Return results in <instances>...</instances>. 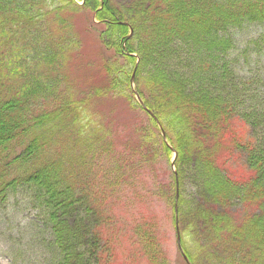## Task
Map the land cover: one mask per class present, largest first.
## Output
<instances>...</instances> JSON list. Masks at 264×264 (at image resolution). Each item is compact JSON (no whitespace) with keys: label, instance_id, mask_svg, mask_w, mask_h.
I'll list each match as a JSON object with an SVG mask.
<instances>
[{"label":"trees","instance_id":"16d2710c","mask_svg":"<svg viewBox=\"0 0 264 264\" xmlns=\"http://www.w3.org/2000/svg\"><path fill=\"white\" fill-rule=\"evenodd\" d=\"M53 1L64 7L72 4ZM37 2L27 0L15 7L10 0L0 1V49L7 43L18 52L11 65L12 79L17 74L22 79L14 94L12 87L0 82V151L6 153L5 160L18 139L24 151L10 161L28 160L32 166L19 178L7 180L11 162L6 164L0 158V195L17 181L30 186L32 203L41 210L51 234L50 264H119V258L127 264H255L264 258V127L263 131L260 128L264 106L240 108L239 102L246 99V83L240 87L233 78L231 83L223 66L229 63L227 53L233 49L229 31L247 22L263 21L264 0H130L129 14L121 16L124 20L115 13L120 6L114 0H83V7L99 8L96 17L111 31L116 59L125 60L121 67H108V85L95 94L123 96L138 114V123L130 122L137 156L116 145L111 125L97 124L82 111L68 123L57 121L61 127L52 125L54 114L37 121L27 114L29 97L39 94L47 83L41 69L37 73L26 67L28 48L41 41L39 32L26 30L24 35L18 26L34 23L29 15ZM9 5L14 11L8 10ZM10 12L14 14L10 16ZM144 25L148 33L141 36ZM134 39L139 44L131 47ZM177 42L181 46L173 57L172 46ZM184 44L188 47L185 54L180 51ZM49 46L43 42L39 47L42 63L45 59L48 63L42 64L45 68L60 55L58 44L54 51ZM191 51L195 63L190 69ZM144 67L147 82L132 89L136 73ZM65 106L60 103L54 112L61 114ZM147 125L150 127L144 129ZM65 128L75 132L68 137L62 132ZM167 142L176 153L178 171L170 175L168 188L174 191L171 199L177 200V206L175 210L171 203L170 210L161 213L145 191L152 189L150 178L156 175L149 164L157 159V147L170 154ZM184 164L201 179L196 188L201 191L194 194L199 199L185 210L177 190ZM115 175L114 184L120 182L124 188L133 186L128 177L135 176L139 197L129 204L131 211L119 213L123 199L107 188L114 187ZM233 197L240 199L235 207L231 206ZM77 203L87 213L81 219ZM163 221L170 226L168 234L180 225L181 249L176 243L174 261L167 260L161 244Z\"/></svg>","mask_w":264,"mask_h":264},{"label":"rangeland","instance_id":"374dc122","mask_svg":"<svg viewBox=\"0 0 264 264\" xmlns=\"http://www.w3.org/2000/svg\"><path fill=\"white\" fill-rule=\"evenodd\" d=\"M10 1H12V4H16L14 6L17 7V5L27 0ZM66 1L72 4L64 7L60 6L63 4L57 5L53 0H38L35 12L29 15L30 17H34L32 21L37 25L34 23H30L29 25L27 23L26 25H21L20 23L18 25L24 35L26 30L35 32V34L39 32V38H41V41L43 40V42L49 43V48L51 50L54 51V44H58V47L61 49H58L60 55L54 60L51 67L45 68L43 65H48V63L46 59L43 61L44 63H42V47L39 48L43 45V42L39 41L38 46L34 45L28 48L27 55L29 57L28 61H26L28 62L26 67L30 68L29 71L37 69V73L38 69H41L40 72L42 75H45L47 83H43L39 94L29 97L30 103L26 108V112L29 116L31 115L32 121H37L46 114H50V117L54 114L52 117V119L54 118L52 125L61 127L62 125H59L57 121H61L62 123L66 121V123H68L74 117L80 115V111H82L90 115L93 122L97 124L105 123V125H108L107 127L111 125L109 128L111 131H109L115 134L116 145L121 146L123 151L130 150L132 152L130 154L137 156L136 144L133 142L135 136L130 132V122L135 124V122L138 121V114L132 111L127 98L123 96L117 98L105 95L102 97L95 94V91L99 90L100 87L104 88L108 85L107 75L110 74L106 73L108 67L111 66V68H113L116 65L121 67L122 64H126L125 60L119 57L116 59L114 40L112 37L110 38L111 31L101 23L102 20L99 17H96L99 8L97 11H93L91 7H83V0ZM114 2L120 6L119 8L115 7V13L124 20V17L121 16L129 14L127 5L130 3V0H114ZM8 10L14 11L11 6ZM13 14L14 12H10L9 15L11 16ZM4 22L7 26L11 24L7 22V19ZM144 27H146V25L140 29L141 36L148 33V29ZM229 34L233 40V49L227 53L226 59L229 63L226 62L223 64V66L226 67L225 72H227V78L229 77L231 83L233 82V78L236 83H239L240 87H243V84L246 83V88H248L244 90L246 97L245 100L243 98L244 103L239 102L238 106L240 108H247L250 107L251 104H256L263 107L264 94L261 92L264 91V20L244 23L241 27L230 30ZM100 39L105 41V43L102 44ZM139 41L140 40L134 39L130 46H138ZM180 46L181 44L179 42L172 46L174 52L171 49V53L173 52L171 56L174 57L178 55L179 52L177 50L180 49ZM186 48L188 47L184 44V47L180 51L185 54ZM17 55L18 52L11 44L8 46L6 43L4 47L0 49V61L2 60V62H0V82L7 83L5 87H12L11 90L13 94L22 81L18 74L12 79L11 65L18 59ZM22 58L23 57H21V59ZM188 58L190 61L188 62L189 64L195 63V57L192 51ZM60 60L62 62L58 64L57 62ZM170 62L171 64H176L174 61L170 60ZM36 64H40L38 68ZM189 67L191 69L192 64L189 65ZM111 71L112 69L110 72ZM147 73L146 67L141 68L138 74L136 73L137 76L131 85L132 89H138L137 85L147 82L149 78ZM217 80L218 83H220L221 80H219V78H217ZM223 83L224 82L220 83L221 87H225V84L221 85ZM253 91H258L259 93ZM60 103L64 106L66 105L62 109L64 112L61 114L59 112H54L58 110ZM68 106H70V108H68ZM140 119L141 118H139V120ZM149 127L147 125L144 129ZM263 127L264 124L260 126L261 131H263ZM55 130L56 128L51 132L50 136L54 134ZM241 130L248 132L244 127ZM62 132L66 133V136H68V134H72L75 131L71 130L69 132L65 128L62 129ZM244 136H247V134H244ZM16 141L17 142L13 144V153L5 160L2 158L6 156V153L0 151L2 162L6 164L11 162L5 174L7 180L13 177L19 178L20 175L23 174L22 172H25L28 167H32L30 166L31 162L28 160H25V162H20L19 160L17 162L10 161L11 158L19 156L20 153L24 151V146L21 144L18 145V139H16ZM29 141L30 139L28 143ZM78 144L80 145L82 142ZM166 144L171 149L170 154L168 155L167 152H164L162 146L161 151H159V147H157L155 152L157 159L149 164L152 169H156V175L153 177L151 175L150 178L152 189L150 191H145L147 192V196L153 198L157 206V211L161 213L164 212V210H170L171 203H173L174 207L177 206V200L175 199V201L172 202L171 199L174 191L172 192L168 186L171 180L170 175L172 172H177L178 168L174 164L175 153L172 151V146L168 142ZM63 147H66V145L63 144ZM122 150L118 149L119 152H123ZM33 163L34 162H32V164ZM135 164L136 160L130 163L131 166ZM127 166H129V163ZM128 169L129 173H132V169L130 167H128ZM182 169V180L177 190L178 197L182 196V202H185V206L183 207L185 210V207L194 206L195 201L199 199V197H196L194 194L201 191L200 189L199 191L197 190L199 186H201V179L195 177V173L191 169V166L188 167L184 164ZM232 169L237 171L234 165H232ZM129 177L128 180L133 183V186L124 188L120 182L114 184L117 179L116 175L112 179L114 187L112 185L107 186L114 197L120 196L123 199V201L119 203V207L121 208L119 209V213L124 210L131 211L133 208H129V204L134 203L139 197L135 189L137 184L134 179L135 176ZM245 183L248 185V182ZM97 184L99 183L97 182ZM29 187L30 186L24 183L21 184V181H17L14 186L8 188L2 193L3 195H0V264H50L52 261L51 249H53V244L51 241V234L48 227L43 222L41 210L36 207L35 203H32L35 199L32 198L31 195H33V192ZM101 188L103 189V186ZM140 193L144 194L143 191ZM232 200H234L232 201V207L239 204L237 200L240 199L237 197H233ZM123 204L127 206L125 207ZM77 205L80 210L78 219H81V217L87 215V213L84 209V205H79V203H77ZM125 215L128 216L127 214ZM175 218L177 219V214ZM121 220L125 221V218H121ZM181 221L185 224L182 217ZM164 222L165 221H163V224ZM167 222H169V220H167ZM176 222L179 225V221ZM164 226L161 228V234L163 235L161 236V244L167 251V260L174 261L180 225L179 228H174V232L173 229H170L169 234V229L167 228L169 225L166 226V224H164ZM176 226L177 224H175V227ZM178 248L181 249L180 246H178ZM238 254H235V256H238ZM123 259H118L119 264L120 262L121 264H127L123 262ZM194 260L196 259L194 258ZM255 264H264V258H258Z\"/></svg>","mask_w":264,"mask_h":264},{"label":"water","instance_id":"95a60500","mask_svg":"<svg viewBox=\"0 0 264 264\" xmlns=\"http://www.w3.org/2000/svg\"><path fill=\"white\" fill-rule=\"evenodd\" d=\"M178 240H179V238H178Z\"/></svg>","mask_w":264,"mask_h":264}]
</instances>
